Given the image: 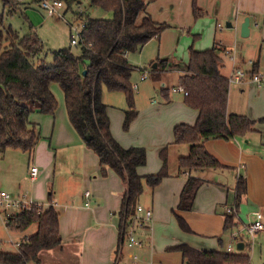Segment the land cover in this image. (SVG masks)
I'll return each instance as SVG.
<instances>
[{
  "label": "trees",
  "instance_id": "obj_1",
  "mask_svg": "<svg viewBox=\"0 0 264 264\" xmlns=\"http://www.w3.org/2000/svg\"><path fill=\"white\" fill-rule=\"evenodd\" d=\"M2 1L9 14L18 11L27 21L18 7L20 3L44 0ZM60 1L67 11L81 0ZM152 1L87 0V8L79 12L84 23L75 45L80 48L79 55L73 54L70 48L53 50L51 65H46L39 56L43 42L32 26L27 34L20 35L10 25L4 26V16L0 12V153L12 147L32 155L38 131L29 122V114L34 111L54 113L57 100L51 86L57 84L68 120L84 145L97 156L100 175L105 176L110 168L126 184L117 211L119 239L114 256L135 215L143 181L154 188L168 175L166 147L159 151L161 167L157 172L144 176L138 174L137 168L146 163L145 149L137 146L124 148L113 138L107 106L101 98L103 88L125 94L128 109L124 111L122 129L126 131L137 114L130 81L135 66L128 61L127 55L139 50L168 26L154 21L146 12L147 4ZM94 8L110 12L111 18L89 17L88 11ZM193 11L194 17L199 16L195 6ZM220 62L215 46L204 50L190 47L186 71L178 78V85L186 91L184 103L197 111L193 124L178 123L172 129V143L187 144L189 148L187 155L177 159L178 169L182 171L226 168L205 149L203 142L210 138L243 137L253 131V120L244 114L227 112L229 81L220 72ZM167 65L166 59L158 60L157 66L148 71L150 78L158 81ZM250 69L251 73L259 71V62H253ZM165 91L161 88L162 93ZM259 121L264 122V117ZM203 182L199 177L188 176L179 195L177 210L191 209ZM245 192L246 180L241 175L236 180V203ZM58 216L51 204L44 208L37 203L5 216L6 226L11 231L24 232L32 225L36 229L18 242L15 252L0 250V264H39L40 251L61 244ZM174 216L182 232H191L182 216L175 212ZM234 217L233 213L225 215L226 230L234 227ZM167 249L180 252L184 264H249L250 260L248 253L197 250L186 243L174 244Z\"/></svg>",
  "mask_w": 264,
  "mask_h": 264
},
{
  "label": "crops",
  "instance_id": "obj_2",
  "mask_svg": "<svg viewBox=\"0 0 264 264\" xmlns=\"http://www.w3.org/2000/svg\"><path fill=\"white\" fill-rule=\"evenodd\" d=\"M194 6L199 12L197 17H194ZM146 12L154 21L168 25L160 33L161 35L155 37L160 38L161 41L164 37L162 35L168 33L177 40L180 36L192 35L194 39H197L194 41V47L193 43L188 47V53L190 47L195 50H204L215 46L221 58L220 72L226 77L234 65L249 69L250 66L247 64L249 60L258 61L260 65L261 44L264 43V0H154L147 4ZM245 17H248L249 21L248 36L254 31L258 40L262 42L256 51L247 54L249 59L246 60L244 59L246 53H242L241 44L235 51L230 42L235 35L240 36L241 24ZM222 20L226 21L227 28H231L230 32H222L220 24ZM202 34L205 35L204 40L199 39ZM208 40L210 44H207ZM203 42L205 43L200 45ZM160 59H166L168 65L161 78L154 81L156 86L160 91L161 88L166 89L163 95L167 103L170 102L171 94L181 93L180 97L183 101V104L175 101L179 105L181 115L174 120L172 129L178 123L193 124L197 111L184 103L182 92L171 90L179 86L178 78L186 71L188 57L173 54ZM227 59H230L228 70L225 67ZM156 66L157 61L155 60L149 70ZM135 69H137L136 66ZM259 70L262 69L259 67ZM136 84L137 87L134 90L137 91L139 86L138 83ZM240 99H243L247 106L252 103L257 110L255 116L247 114L248 118L254 121L253 131L243 137L229 140L210 138L203 142L205 149L226 168L182 171L178 169L177 159L179 156L188 154V145L174 144L172 143L173 137L169 136L160 142L157 155L164 143L177 145L179 149L172 162L169 163V160L167 162L168 175L162 178L154 188L149 187L151 192L149 197H147L146 188L142 190L141 199L138 197L136 205L150 209L151 217L149 220H143L144 227H134V232H138L139 229L143 230L145 236L142 239L136 237L142 242L140 247L124 246L122 241L118 248L122 262L127 264H184L180 252L167 249L168 246L178 243H186L197 250L224 252L230 245L232 253L249 254L250 250L257 251L258 249L264 254V231L258 232L249 246L246 234L240 232L245 224L252 221V212L259 210L264 215V122L259 121L264 117V86L249 80L242 83H229L228 113H242L239 108L238 100ZM154 103L156 102H151L152 105ZM106 106L109 117V108L107 104ZM159 108L157 106L156 112H159ZM124 111L122 110V121ZM189 112L190 116H188ZM28 120L35 125L38 131V140L31 158L32 165L38 168L37 176L45 169L48 175L51 173L52 186L55 175L59 173V184L61 179L65 188V192L60 189L56 195H53L51 191L47 195L43 190L45 185L43 181L36 179L37 177L31 179L28 173L29 178L35 182L31 186L28 199L44 208L51 204L59 214L58 228L61 244L53 249L40 251L39 264H113L119 239L117 211L126 188L125 182L110 168H107L105 176L100 175L97 156L84 145L69 124V120L67 122L64 120L61 112L60 120L54 113L42 114L37 111L31 112ZM110 131L122 147H142L134 144L126 146V143H122V139L113 133L111 123ZM67 150L70 151L71 158L75 157L78 161L76 171L71 173L72 179L71 176L56 170L58 152ZM146 163L137 168L141 176L153 174L161 167L159 158L154 163L153 171L145 173ZM241 175L246 180V192L236 203V180ZM188 176L199 177L204 182L196 192L191 209L179 211L176 208L179 195ZM75 182H78V186L82 183L86 186L79 192V197H74L77 195L76 189L72 187L76 185ZM85 192H89L88 197L84 195ZM64 193L65 197L62 196ZM49 196L51 199H48ZM78 199L79 203H75ZM227 208H232L235 215V225L228 230L224 228ZM174 212L183 217L191 232H182L179 229ZM142 216V212L138 213V217ZM35 229L36 227L32 225L30 233L22 234L19 241L32 234ZM236 232L238 240L232 237Z\"/></svg>",
  "mask_w": 264,
  "mask_h": 264
},
{
  "label": "rangeland",
  "instance_id": "obj_3",
  "mask_svg": "<svg viewBox=\"0 0 264 264\" xmlns=\"http://www.w3.org/2000/svg\"><path fill=\"white\" fill-rule=\"evenodd\" d=\"M18 7L24 12L27 17V21L23 19L18 11L9 14L8 8L4 7L3 1L0 0V12H2L4 16V26L10 25L13 29L18 31L20 35H24L29 32V26L31 25L32 29L37 33L43 42V50L39 56L41 59H44L46 65H51L53 63V50L70 48L73 54L79 55L80 48L75 45H70V34H74V32L72 28L69 27V24L71 23V25L75 26V24H79L81 21L83 22V19L79 18V12L80 10H85L87 8V0H81L67 11L65 6H62L58 10L61 16H49L40 8L39 3L37 2H25L24 4L20 3ZM87 14L91 18H111L110 12L99 8L90 9ZM225 23V20L220 21L222 32H230L231 28H227ZM162 37V41L160 38H151L142 46L140 50L128 53L127 55L128 61L133 66L137 67V69L131 73V84L138 83L139 87L137 91L132 89L134 108L138 114H136L137 117L130 122L126 131L122 129V110L128 109L125 94L121 91L109 92L106 88H103L101 93L102 101L107 104L109 108V117L113 133L118 138L122 139V143H126V146L134 144L142 146L145 149L147 160V163L144 166L146 171L145 173L153 171L152 169L154 168V163L159 160L157 151L160 148V142L167 136L172 137L173 122L181 115L179 105L176 104L175 101L180 102L181 104H183V101L182 97H180L181 93H179L171 94L172 97H170V102L167 103L165 96L160 91L159 87L156 86L154 80L150 78L149 74L145 80H140L141 82L139 81V75L143 72V70L148 72L152 63L155 60H160L161 57L173 54L188 57L187 49L192 43L194 47V41L197 39H194L192 35H186V37L180 36V39L177 40V38L171 36L170 33L162 35ZM204 37L205 35L202 34L199 39L204 40ZM230 40L231 46L234 47L235 51L238 50L239 44H241L242 53H246L244 54L245 60L249 59L247 54L256 51L258 45L262 43L258 40L254 31H252V34L249 36L247 35L242 37L240 35L237 37V35H235L233 39L231 38ZM204 43L205 42L200 43V45H203ZM210 43V40H208L207 44ZM168 53L170 54L167 55ZM225 67L227 70L229 69L230 59L225 61ZM259 67L262 70L264 69L263 50H261ZM51 87L57 100V107L54 114L57 119L60 120L61 112L64 120L67 122L68 117L66 114L62 92L57 84H52ZM152 101H155L156 103L152 105ZM238 101L239 108L244 115L247 116V114H251L255 116L257 114V110L253 107L252 103L247 106L243 99ZM156 104L160 107L159 112H156ZM189 114L191 115L190 112L188 113V116H190ZM162 146H166L167 162L169 160V163H171L174 156L177 155L179 147L177 145L166 143ZM162 146L161 148H163ZM31 158L32 155L29 156L27 152H24L19 148L9 147L4 152L0 153V191H4L13 199H28L31 186L35 184V182L28 176L29 168L32 166ZM56 160V170L71 176L72 179L71 173L76 171L75 169L78 165L77 159L75 157L71 158L70 151L67 150L59 151ZM36 177V179H41V181L45 184V189L43 188V190L46 191L47 195L49 191H51L53 195H56L60 192V189L65 192L63 181L61 179V186L59 184V173L55 175L54 184L52 186L51 173L48 175V172H46L45 169H43V171ZM78 182H75L76 185L72 186L76 189L77 194L74 197H79V192L82 191V188L86 187L84 183H82L81 186L80 184L78 186ZM143 188L147 189V197H149L151 193L150 188L144 181ZM62 196L65 197V193L62 194ZM141 196H143L142 193L140 194L139 199H141ZM75 203H79V199ZM0 211H2L1 208ZM7 212L11 213L13 210L8 209ZM4 219V213L0 212V250L15 252L17 250L15 242L19 241V237L22 234L26 235L30 233L31 227L24 232L11 231L6 226ZM134 235L139 237V239L145 237L143 230L140 229L138 232H134ZM124 246H126V244H124ZM249 257V264H264V254L258 249L257 251H254V249L250 250Z\"/></svg>",
  "mask_w": 264,
  "mask_h": 264
},
{
  "label": "built area",
  "instance_id": "obj_4",
  "mask_svg": "<svg viewBox=\"0 0 264 264\" xmlns=\"http://www.w3.org/2000/svg\"><path fill=\"white\" fill-rule=\"evenodd\" d=\"M40 8L45 11L49 16H61L59 13V8L63 6L62 2L60 0H52V1H41L39 2ZM80 24V25H79ZM79 24L71 25L69 24V27L72 28L74 34H70V45H77L80 39V31L84 26L83 22H80ZM220 26V24H218ZM261 50L264 51V43L261 44ZM247 64L250 66L249 69H245L242 66L234 65L229 75L227 76L229 83H242L245 80L252 81L253 83L257 85H263L264 86V69L259 70L256 72L251 73V65L253 64L252 60H249ZM148 76V72L143 70V72L140 74V80H145ZM132 89H136L137 84H131ZM173 92L179 91L182 92L184 95L186 94V91L178 86L171 89ZM29 176L31 179H34L37 176L38 168L34 165L30 166L29 168ZM86 197H88L89 192H85L84 194ZM34 202L25 199H13L11 198L7 193L4 191H0V208L4 213V216H8L10 213L7 212L8 209L13 210V212L19 211L23 208H29ZM143 213L142 217H138V213ZM227 214L234 213V210L232 208L226 209ZM253 219L249 223L245 224L240 232H244L247 236L248 246L251 245L254 236L260 232L264 231V215L261 211L255 210L252 212ZM151 217V210L148 208H143L140 205H137L135 208V215L132 217L130 224L126 228L123 236V243L126 244L128 247H140L142 245V242L136 238L134 235V227L136 228H142L144 227L143 220H149ZM5 224H7V219L5 217L4 219ZM234 239L238 240L237 238V232L233 234L232 236ZM16 247L18 245V242H15ZM230 245L227 246L226 252H230ZM113 264H127L125 262H122L120 258V251L116 253L113 259Z\"/></svg>",
  "mask_w": 264,
  "mask_h": 264
},
{
  "label": "water",
  "instance_id": "obj_5",
  "mask_svg": "<svg viewBox=\"0 0 264 264\" xmlns=\"http://www.w3.org/2000/svg\"><path fill=\"white\" fill-rule=\"evenodd\" d=\"M248 24H249L248 17H245L244 21L241 24V28H240V35L242 37L247 36L249 33ZM227 26H230V25L227 24Z\"/></svg>",
  "mask_w": 264,
  "mask_h": 264
}]
</instances>
